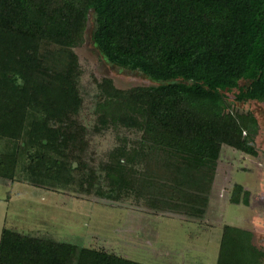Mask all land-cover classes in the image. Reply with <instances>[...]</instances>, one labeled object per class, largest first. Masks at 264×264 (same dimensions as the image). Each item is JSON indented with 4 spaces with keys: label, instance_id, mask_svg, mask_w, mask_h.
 <instances>
[{
    "label": "trees",
    "instance_id": "16d2710c",
    "mask_svg": "<svg viewBox=\"0 0 264 264\" xmlns=\"http://www.w3.org/2000/svg\"><path fill=\"white\" fill-rule=\"evenodd\" d=\"M91 10L105 58L157 82L98 83L94 129L140 136L119 138L96 165L87 160L74 51ZM235 89L239 102H264V0H0V177L112 201L134 193L163 211L202 217L223 144L256 155L230 115L227 92ZM253 239L226 225L216 264H262ZM0 264L149 263L4 227Z\"/></svg>",
    "mask_w": 264,
    "mask_h": 264
},
{
    "label": "rangeland",
    "instance_id": "374dc122",
    "mask_svg": "<svg viewBox=\"0 0 264 264\" xmlns=\"http://www.w3.org/2000/svg\"><path fill=\"white\" fill-rule=\"evenodd\" d=\"M94 28L95 15L91 10L84 39L74 51L82 71L80 90L84 104L80 120L89 129L87 160L96 165L118 144L119 138L128 137L131 141L140 136L123 127L94 129L98 125V83L108 78L119 89H133L157 82L139 71L111 64L93 41ZM245 84L244 80L240 82L241 86ZM237 93V89L227 92L230 115L239 118L242 127L238 140L241 144L246 141L256 155L240 150L241 145L236 147L233 141L223 144L202 217L163 211L143 197L138 200L134 193L112 201L49 184L36 185L17 175L13 180L0 177V237L2 229L8 227L149 264H216L219 244L214 237H221L225 225L248 227L250 216L264 215V186L260 187L261 176L264 181V102H239L235 99ZM238 186L243 190L237 191ZM244 188L252 197L247 203L243 200ZM251 202L254 204L248 206ZM256 227L254 244L264 264V221Z\"/></svg>",
    "mask_w": 264,
    "mask_h": 264
},
{
    "label": "crops",
    "instance_id": "0c3cea01",
    "mask_svg": "<svg viewBox=\"0 0 264 264\" xmlns=\"http://www.w3.org/2000/svg\"><path fill=\"white\" fill-rule=\"evenodd\" d=\"M263 178H262V176H261V179H260V187H263L264 186V181L262 180ZM245 189H247V188H244V191H243V193H244V201H245V203H247V200H251V198L252 197H250L251 195H249L247 192H246V190ZM248 199H247V198ZM252 204H254V203H250L248 206H252ZM261 221H264V215H256L255 213H254V215L253 216H250V219H249V222H250V224H249V226L248 227H242L243 229H246V230H249V231H251V232H253V234H254V239H255V237H256V234H257V227H256V224H258V222H261ZM226 226V225H225ZM3 230V229H2ZM2 233V232H1ZM222 235H223V232H222ZM222 235H221V237H219V236H215L214 238H215V243H216V245L218 246V244H219V248H220V243H221V239H222ZM211 236L213 237V235H210L208 238H209V240L211 241L212 239H211ZM1 238V237H0ZM214 238H213V240H214ZM254 239H253V242H254ZM218 255H219V250H218ZM217 259H218V256H217ZM217 263V262H216Z\"/></svg>",
    "mask_w": 264,
    "mask_h": 264
}]
</instances>
